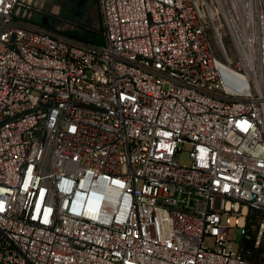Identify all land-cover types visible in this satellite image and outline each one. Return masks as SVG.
Returning a JSON list of instances; mask_svg holds the SVG:
<instances>
[{"label": "built area", "instance_id": "built-area-1", "mask_svg": "<svg viewBox=\"0 0 264 264\" xmlns=\"http://www.w3.org/2000/svg\"><path fill=\"white\" fill-rule=\"evenodd\" d=\"M98 4L100 45L0 0V264H255L264 0Z\"/></svg>", "mask_w": 264, "mask_h": 264}, {"label": "rangeland", "instance_id": "rangeland-1", "mask_svg": "<svg viewBox=\"0 0 264 264\" xmlns=\"http://www.w3.org/2000/svg\"><path fill=\"white\" fill-rule=\"evenodd\" d=\"M43 5L47 14L34 13V20L39 23H48V26L58 32L78 31L84 35L88 29L92 35L87 34L90 42L102 44L101 31L102 19L98 7V0H35ZM86 35V34H85ZM229 43V42H228ZM188 147L182 153H178L176 161L183 166H189L191 160ZM239 232L235 236L236 245L242 242Z\"/></svg>", "mask_w": 264, "mask_h": 264}, {"label": "trees", "instance_id": "trees-1", "mask_svg": "<svg viewBox=\"0 0 264 264\" xmlns=\"http://www.w3.org/2000/svg\"><path fill=\"white\" fill-rule=\"evenodd\" d=\"M88 33L91 36L92 30L88 29L85 33L86 35H81L78 31H68L66 34L88 42ZM100 40H102V36ZM255 242V237H252L250 240H243L241 245L242 254L247 260L255 264H264V241L259 247H256Z\"/></svg>", "mask_w": 264, "mask_h": 264}, {"label": "water", "instance_id": "water-1", "mask_svg": "<svg viewBox=\"0 0 264 264\" xmlns=\"http://www.w3.org/2000/svg\"><path fill=\"white\" fill-rule=\"evenodd\" d=\"M43 24L46 25V26H48V23H46V22H44ZM48 27H49V26H48Z\"/></svg>", "mask_w": 264, "mask_h": 264}]
</instances>
